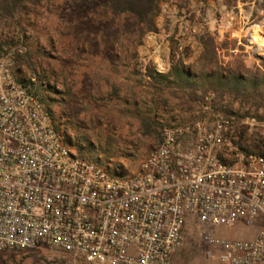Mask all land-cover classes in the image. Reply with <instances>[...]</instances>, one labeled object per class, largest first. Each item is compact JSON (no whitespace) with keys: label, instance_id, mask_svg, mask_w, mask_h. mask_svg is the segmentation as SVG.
Segmentation results:
<instances>
[{"label":"built area","instance_id":"built-area-1","mask_svg":"<svg viewBox=\"0 0 264 264\" xmlns=\"http://www.w3.org/2000/svg\"><path fill=\"white\" fill-rule=\"evenodd\" d=\"M35 81L0 55V254L170 264L194 225L220 264H264V115L206 96L130 167L81 151ZM241 226L249 236L221 234Z\"/></svg>","mask_w":264,"mask_h":264},{"label":"rangeland","instance_id":"rangeland-1","mask_svg":"<svg viewBox=\"0 0 264 264\" xmlns=\"http://www.w3.org/2000/svg\"><path fill=\"white\" fill-rule=\"evenodd\" d=\"M58 2L59 10L47 0L25 2L14 17L0 18L2 56L25 76L36 74L34 86L86 155L134 167L165 125L202 114L206 96L225 114L264 115V0H161L155 30L136 56L128 40L113 39L105 17L51 4ZM250 231L221 234L244 238ZM209 249L191 225L170 264H220ZM0 264L92 263L43 248L1 253Z\"/></svg>","mask_w":264,"mask_h":264},{"label":"trees","instance_id":"trees-1","mask_svg":"<svg viewBox=\"0 0 264 264\" xmlns=\"http://www.w3.org/2000/svg\"><path fill=\"white\" fill-rule=\"evenodd\" d=\"M51 1L47 0V8L51 5H53L51 8L54 10L61 8L59 2L51 4ZM61 1L67 11L79 10L82 15L87 17H105L108 20L109 31L112 33L113 39L123 37L128 40L132 45L130 49L136 56V47L143 42L146 34L155 30V18L159 13V2L161 0ZM25 2H30L33 6H39L42 0H0V18L14 17ZM2 51L3 43H0V55H2ZM219 78V81L224 82L226 76L222 75Z\"/></svg>","mask_w":264,"mask_h":264},{"label":"bare ground","instance_id":"bare-ground-1","mask_svg":"<svg viewBox=\"0 0 264 264\" xmlns=\"http://www.w3.org/2000/svg\"><path fill=\"white\" fill-rule=\"evenodd\" d=\"M264 28V23L262 26L258 29V42H259V48L264 47V33L261 31Z\"/></svg>","mask_w":264,"mask_h":264},{"label":"water","instance_id":"water-1","mask_svg":"<svg viewBox=\"0 0 264 264\" xmlns=\"http://www.w3.org/2000/svg\"><path fill=\"white\" fill-rule=\"evenodd\" d=\"M159 7H160V4H159Z\"/></svg>","mask_w":264,"mask_h":264}]
</instances>
